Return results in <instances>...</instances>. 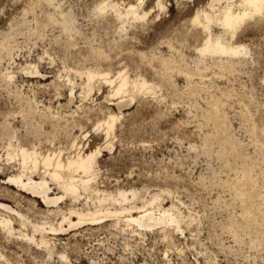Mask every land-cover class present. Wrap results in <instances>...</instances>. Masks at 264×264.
I'll return each mask as SVG.
<instances>
[{"label": "rangeland", "instance_id": "1", "mask_svg": "<svg viewBox=\"0 0 264 264\" xmlns=\"http://www.w3.org/2000/svg\"><path fill=\"white\" fill-rule=\"evenodd\" d=\"M206 1L52 0L49 7L46 0H0V202L25 216L19 221L0 207V218L13 220L14 228V234L0 229L5 256L0 264H264V224L241 222L243 201L233 188L245 185L234 168L239 165L221 151L214 126L221 116L232 126L264 194V147H259L264 144V14L247 19L235 39L224 36L250 53L230 71L197 51L205 33L192 17ZM103 2L120 8L132 3L139 15H147L122 23L113 10H97ZM54 8L72 16V31L49 16ZM212 31L223 33L218 27ZM87 68L113 77L123 70L130 79L153 83L154 91L129 87L114 97V85L100 77L89 89ZM122 99L128 100L118 104ZM110 114L118 119L107 137L97 124ZM20 145L34 148L39 157L58 154L63 162L77 151L100 149L91 188L57 204L66 213L119 209L112 200L100 204L95 189L112 195L135 190L136 199L124 206H140L158 194V204L178 214L179 226L145 230L112 216L65 235L49 233L47 226L57 227L61 219L53 211L56 205L7 183L21 171L12 152ZM41 168L40 163L34 179L43 175ZM49 187L51 195L63 194L54 182ZM156 207L159 216L162 209ZM36 223L45 229L34 231ZM24 233L35 241L25 240ZM42 234L49 250L39 244Z\"/></svg>", "mask_w": 264, "mask_h": 264}, {"label": "bare ground", "instance_id": "2", "mask_svg": "<svg viewBox=\"0 0 264 264\" xmlns=\"http://www.w3.org/2000/svg\"><path fill=\"white\" fill-rule=\"evenodd\" d=\"M138 1H139L138 3H141L142 0H138ZM46 2L48 5H50L49 7H51L53 3L52 0H46ZM158 5L157 6L159 7V9L161 8L160 10H163L165 8L164 5L160 2H158ZM107 8L113 10L117 18L120 19L122 23L126 21L125 19H129L130 17L133 20V19H138V18H144L147 15V12H144L142 15H139L136 5L132 3H129L125 7L120 8V5H118L117 2L116 3H113V2L104 3L103 2V4L101 5L99 4V6L97 7V10L100 13L102 12L104 13V11ZM57 12L58 11L56 10V8H54L52 11H50L49 16L53 19H54V16H56L55 20L58 21L59 25L65 31L67 32L72 31L74 27L72 16H70L69 13L64 14L61 11L58 12L61 15L58 14L60 16H57ZM263 14L264 13H262V10L259 6H256V7L252 6L251 0H207L205 3V8H201L198 11H196L194 16L192 17V23L197 24V26H200L205 33L204 34L205 36L202 34L204 36L202 44L198 46L197 48L198 53L203 58L209 57L210 60L211 59L213 60V62L218 61L220 64L223 65L224 68L232 71L233 67L238 63L236 62V60L238 61V59L242 57H246L249 51L246 46L242 44H233L234 42L231 43L229 40L226 39L227 37L225 38L224 36L229 33L231 35V38H233L236 35V32H238V29H240L241 25H243L244 22L247 21V19L249 20L250 18H253L255 16L262 17ZM212 27L220 28L223 33L215 34L214 32L216 31L213 32ZM235 38L236 37H234V39ZM31 68L34 69L35 67L31 65ZM88 68L83 74H85L84 76L87 78L86 84H87V88L89 89H90V85L92 86L93 84L92 81H94L96 77H100L104 79L105 82H108L109 84L114 85V97L117 95H122L123 93L127 91L129 87L137 91L145 90V93L146 91L147 92L154 91L153 83L152 84L150 82L148 83L145 80V78L142 79V77L141 79H138V80L130 79L131 77L129 78L128 75H126L123 72V70L117 71V73L114 74L115 76L113 77L110 74L111 72L109 73L105 71V73H103L99 71L100 69L97 70V69H88ZM181 70L182 69H180V71ZM187 71L186 73H188ZM197 71L199 70L197 69ZM76 72L79 73V70ZM189 75L190 73L187 76ZM8 77L10 78L11 75H8ZM89 89H87V91ZM73 94L70 93L71 95L70 102L73 101V98H74ZM124 100L122 99L121 101L118 102V104H124V102H126L128 99H126V101ZM61 106L62 105H60V107ZM117 119H118L117 116L110 114L104 120H102L101 122L97 124V128L104 127L106 136L108 137L110 132L113 131L115 123H117L116 122ZM252 122H254V120ZM252 124L254 125V123ZM253 125L252 127H255ZM214 126H215V132H216V135L219 141V146H220L221 151L227 150L228 151V156H227L228 162L231 161V163L233 162L236 166L239 165L238 167H234V168L239 170L238 172L239 175L237 177L239 178L240 185H243V186L245 185V187L243 188H240V187L233 188V193L235 197L243 201V203L240 205L241 222L248 224L250 226L252 225V222L254 221H260L261 223L264 224V207H263L264 206L263 205L264 194L258 186L257 179L254 177L252 162L247 157L246 152H244L243 149L241 148V144H242L241 141L234 136L232 132V126L226 123L224 116H221L218 123ZM253 134L255 135V133ZM73 144H75V142ZM106 147L111 149L108 146ZM259 147L263 148L264 144L263 145L259 144ZM81 151L82 150H80L79 152L77 151V153L75 152L76 154L72 155L71 157H68L65 162H63L60 159V157L57 156L58 154L51 155L49 153L47 155H43V157H39L40 154H38L34 148L33 150H31V149H27L26 147H22L21 145L17 146L12 151L13 155L19 156L21 171L20 173L17 172L18 174L9 176L7 183L15 184L18 187H20L21 190L31 193L33 197L40 198L43 204L45 203L47 206L52 207L56 205L57 207L56 211L55 210L53 211L60 214L61 219L60 221L57 222V227L56 226L54 227L51 223H50L51 225L47 226L49 227V229L47 230L49 231V233L54 232L56 235L57 234L65 235L71 230H74L73 228L81 227V225H84L86 222H89L92 225H97L105 218L112 217V216L114 217L123 216L125 222H127L128 224L130 225L135 224V226H138V228H143L145 230L149 228H154V226L156 225H160V226L162 225L165 227V224L166 225L172 224V225L179 226L180 219H179L178 214L173 213L174 211L172 207L164 208L160 206V204H158V202L160 201V196L158 194L152 195L148 200H145L143 203H141L140 206H138L135 203L129 206H124L125 203L132 202L133 200L136 199L138 193L135 190H128V191L119 190L116 193V195H112V194H107L105 192H100L99 190L95 189L97 194L102 195V198L99 199L100 204L103 201L105 202V200H112L113 202H117V204L118 203L120 204L119 209L117 208V209H112V210H108V209L106 210L105 208V211H103L102 210L103 207H102V209L96 210L94 212H90V211L83 212V210L81 211V210H76V208L75 209L69 208V211H67L68 213L63 211L57 204H59L63 200L64 197L70 196L76 199L79 195V191L82 190L83 192L84 191L86 192L88 189L91 188V182H94L96 179V178L94 179L92 171H93V168H95L94 164L96 162L97 156L100 153V149H97V150L90 149L87 152H84V151L81 152ZM8 155L11 156L12 154L8 153ZM40 163L44 167V171L41 168L43 171L42 172L43 175L42 174L39 175L40 176L39 179H34L32 176V173L35 172L36 174V171L38 170L37 169L38 165ZM27 168H30V172L28 171L30 173V174L28 173L29 175L25 174V170ZM77 172L83 173L84 178L81 177V175H78L80 177L76 178L75 173ZM85 175L87 176L86 178H85ZM46 177L50 178V180L54 182L58 186L59 189H61L63 194L51 195L50 187H49V183L51 181L49 182L46 179ZM155 206L160 207L162 209V212L161 214L159 213L160 214L159 216L158 215L156 216L155 214L156 213L154 209ZM0 207L3 208V210L5 209L6 211L15 213L19 217V221L21 220L25 221V216H23L21 213L16 212L14 209H12L9 206V204L6 205L0 202ZM12 221L13 220H11L10 218L1 217L0 218V229L1 228L2 230L6 229L9 233H13L14 228L12 227L13 225ZM22 224L24 223L22 222ZM32 226L34 228L33 230L36 232L39 230L45 229L44 226H40L37 223L33 224ZM65 226H67V228H64ZM22 237L29 242L35 241L33 234L29 236L27 233H24L22 234ZM39 244L45 246L47 250H49L50 248L49 240L46 238V235L44 236L42 234L39 240ZM252 245L257 246V240H253ZM4 257L5 256L0 254V258H4ZM62 258H66V256L62 255ZM14 263L11 261H7L6 264H14Z\"/></svg>", "mask_w": 264, "mask_h": 264}, {"label": "snow or ice", "instance_id": "3", "mask_svg": "<svg viewBox=\"0 0 264 264\" xmlns=\"http://www.w3.org/2000/svg\"><path fill=\"white\" fill-rule=\"evenodd\" d=\"M251 3L253 7L259 6L264 13V0H251Z\"/></svg>", "mask_w": 264, "mask_h": 264}]
</instances>
